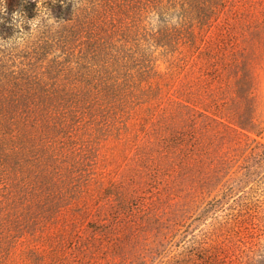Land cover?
<instances>
[{
    "label": "trees",
    "instance_id": "1",
    "mask_svg": "<svg viewBox=\"0 0 264 264\" xmlns=\"http://www.w3.org/2000/svg\"><path fill=\"white\" fill-rule=\"evenodd\" d=\"M237 1L0 0V264L60 221L53 264H94L105 241L113 264H264V137ZM107 140L124 163L81 204Z\"/></svg>",
    "mask_w": 264,
    "mask_h": 264
},
{
    "label": "rangeland",
    "instance_id": "2",
    "mask_svg": "<svg viewBox=\"0 0 264 264\" xmlns=\"http://www.w3.org/2000/svg\"><path fill=\"white\" fill-rule=\"evenodd\" d=\"M231 24H233L235 40V50H240L245 45L254 50L253 72H254V96L256 106V119L259 126L263 129L264 137V0H238L231 10ZM161 68L163 65L161 64ZM99 152L96 157V169L98 173L96 176L98 182L92 181L89 186V195L85 198L82 195L81 204L87 200L88 205L93 204V196L104 191L113 177L112 169H117L124 163V152L121 146H116L113 141H104L98 144ZM101 182V187L98 184ZM92 195V196H91ZM65 223L60 221L56 227H51V232L45 233V238L31 239L25 235L21 237L17 244H15L6 257L4 264H53L51 263L55 256L61 255L62 258L66 255L57 249L53 250L51 244L52 237L57 232L63 234L65 237L69 236V228H65ZM71 224L72 229L74 222ZM73 234V232H71ZM58 239V238H56ZM113 245L105 241L100 250L93 256L92 262L94 264H113L116 257L113 252ZM36 251L38 255L42 256V260L36 261V257L31 251Z\"/></svg>",
    "mask_w": 264,
    "mask_h": 264
}]
</instances>
